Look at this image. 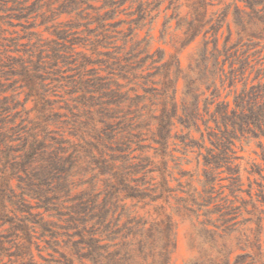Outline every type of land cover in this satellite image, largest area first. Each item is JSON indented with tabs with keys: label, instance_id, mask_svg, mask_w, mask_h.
<instances>
[{
	"label": "trees",
	"instance_id": "trees-1",
	"mask_svg": "<svg viewBox=\"0 0 264 264\" xmlns=\"http://www.w3.org/2000/svg\"><path fill=\"white\" fill-rule=\"evenodd\" d=\"M43 1L11 0V6H1L5 16L0 19V40L14 49L0 59V257H9L4 264H37L34 246L40 258L43 251L47 253L50 259H43L47 263L170 264L176 227L164 205L171 207L174 200L175 212L198 218L214 202L223 167L231 192H242L239 170L232 167L237 159L235 140L264 138V47L252 51L264 40L263 30L253 22L264 25V0H233L249 12L235 6L237 40L230 42L228 25L221 49L218 32L227 12L208 18L212 5L208 0H189L190 19H183L178 0L170 1L171 15L163 22L161 39L172 20L183 29L181 48L203 34L204 47L190 76L182 74L176 56L165 59L164 51H151L149 30L139 38L146 20L153 23L155 17L150 16L160 2L134 0L137 6L126 23L127 32H118L121 46L110 47L111 29L125 23L111 22L119 1L66 0L41 16L48 40L26 23ZM72 13L84 22L60 21ZM3 19L24 30L29 43L22 56L11 55L19 53L15 38L1 37ZM100 48L114 52L102 53ZM248 70L249 75L255 71L250 81L249 76L244 79ZM180 79L184 90L179 105ZM217 81L223 90L229 88L222 101ZM202 86L205 91H200ZM230 95L232 103L227 100ZM192 130L199 133V140ZM188 149H197L198 157H203V179L197 180L201 190L192 184L194 175L181 170V159L175 155H185ZM174 170L187 180L176 178ZM172 181L175 187L170 186ZM248 194L252 196L251 188ZM260 196L264 200L263 192ZM151 206L153 213L145 212L148 218L139 214ZM251 206V218L245 222L255 228L248 230L245 246L240 240L235 245L255 252L238 254L234 264L261 262L264 211ZM215 210L221 225L214 227L224 234L235 231L229 223L238 208ZM205 236L203 243L216 251L208 264H230L234 250L218 245L214 232L206 230ZM8 244L14 252H9Z\"/></svg>",
	"mask_w": 264,
	"mask_h": 264
},
{
	"label": "rangeland",
	"instance_id": "rangeland-1",
	"mask_svg": "<svg viewBox=\"0 0 264 264\" xmlns=\"http://www.w3.org/2000/svg\"><path fill=\"white\" fill-rule=\"evenodd\" d=\"M7 1V3L5 2ZM66 0H44L42 2V7L40 9H36L35 12H33L29 19L26 20L27 24H31L33 28L31 29L34 32H38L41 34L42 38L45 40L51 39L50 35L44 31V26H41V16L45 13L48 14L49 10L57 9L59 6H61ZM120 2V6L116 7V14L113 17L111 22H118L123 21L125 23H122L120 26L111 29V36L113 38L109 41L111 45L110 47H116L121 46V34L118 33L120 31L127 32L128 25L126 24L132 19L133 11L136 9V3L134 0H117ZM143 1H149V2H160L158 9L154 10L151 13L150 17H155L152 24H149V19L146 20L148 22V25L140 32V39L144 38L147 34L146 32L149 30V36L148 39H152L151 44V51L152 52H158V51H164L165 52V59L168 58L169 55H174L178 58L180 68L182 70L183 75L190 76L192 73L190 71L191 67L194 66V60L197 57V54L203 49L204 47V39L203 34H200L194 41H192L189 45L181 48L180 41L183 38L182 28H177L176 20H172L167 24V35L164 38L161 39L160 32L163 28V22L165 21L166 17H169L171 15V9H167L169 7L170 1L175 2L176 0H143ZM212 5L208 8V14L207 17H216L221 12H227V18L223 26L218 32L219 37V47L221 49L224 41L227 39L228 36V25L231 30V39L230 42L233 43L237 40L236 31L238 30V27H236L234 23L235 19V6L237 5L240 10L243 12H249L248 9L244 7V4L241 2H235L233 0H208ZM2 4H8L9 6L12 5L11 0H0V19L5 16L4 10L1 8ZM176 4L180 5L179 14L180 17L183 19H190V1L189 0H178ZM95 5L100 6L101 3H95ZM109 10V9H107ZM106 11V10H104ZM91 13V11H85ZM103 13V11H101ZM83 17L78 18L76 13H72L70 15H62L60 18V21L67 23H81L84 22L82 20ZM8 19H3L2 21V29L5 30L2 38H15L16 43L18 45L19 53L11 54L13 57H19L22 56V51H24L27 48V45L29 43L28 39L25 37L24 30L19 26H10L7 23ZM255 25H257L260 29L263 30L264 35V25L257 22L256 20L253 21ZM17 21L13 20V24H16ZM84 28L81 27L78 29L79 32H81ZM259 30V29H258ZM260 31V30H259ZM85 38H93L91 36H87V34L82 35ZM7 44L5 41L0 40V59L3 58V53H5L7 50V54H9V51L14 49V47H5L4 45ZM108 46V45H106ZM211 44H209V48L211 49ZM264 47V40L261 42V46L253 49L255 50H261V47ZM88 48V47H87ZM80 51H83L87 55H90V51L88 50H82L78 49ZM100 52H114L113 48H100ZM264 56V50L261 53V57ZM95 58V56H94ZM94 68H99L98 66H94ZM103 68V67H102ZM258 68V67H257ZM228 70V67L226 66V71ZM250 70H248L245 75L244 79L249 76V81L255 76V71H253L250 75ZM100 74L106 75V73L101 72ZM116 82V77L113 78ZM159 77L156 78L158 80ZM122 84H125L124 81H120ZM243 82V80H242ZM242 82L238 83L237 89L240 91L242 87ZM213 89V88H212ZM211 89V90H212ZM217 89L219 90V93L221 94L219 101L224 100L225 96L229 92V88L226 87L225 90H223L220 87L219 82L217 81ZM183 90H184V82L182 79L179 80L177 84V103L180 105L183 98ZM205 91V87L202 86L201 90ZM210 90V91H211ZM199 91V92H200ZM210 91H206L205 96L210 98ZM233 91V90H232ZM141 92V91H140ZM10 95L11 93H7ZM23 99V97L21 98ZM233 95H230L227 100L232 103ZM203 103H200V107L202 108ZM30 104L27 105V108H30ZM214 107H211V110H213ZM200 113H203V110L200 109ZM204 119H208V116H204ZM199 125L201 130H204V126L202 125V122L199 121ZM211 126H213L212 123H210ZM191 135L196 139H200L199 133L192 130ZM205 144L207 147H211V144L206 139ZM264 150V138H248L241 140H235V156H237L236 160H233L232 167H237L239 170L238 176H239V184L241 185V191L242 192H231L230 189V178L226 167L221 168L218 172H220L217 176L216 181V193L214 194V202L207 207L206 209H203L199 212V217L195 218L194 216H186L183 214H179L174 211L175 202L174 200L170 201V206L164 205L165 210L168 214H170L173 217V221L175 222L176 227V236H175V248L171 254L170 264H193L198 262L203 264H208L209 258H214L216 256V251L214 249H211L209 245L203 243L205 236V231L209 230L211 232L216 233V241L217 244H225L227 247V250H234L233 253L230 256V264H234L236 256L238 254L242 253H253L255 252L254 249L244 248V247H238L236 248L237 241H241L240 246H245L244 240L246 239V236L249 235L248 230H253L255 228V225L250 222H245L249 218H251L250 212L252 210V203L257 206L260 210L264 211V200L259 197V195L263 192L264 195V163L262 161V152ZM199 151L197 149H188L187 153L185 155L181 154L180 152L175 153V155L181 159L182 166L181 170L188 171L190 174H193V186L197 187L198 190H201L199 184L197 183V180L203 179V157H198ZM205 154V151L202 152ZM173 164L170 163V166ZM258 170H261V174L257 173ZM174 176L176 178H181V176L178 173L177 170H174ZM188 177H183L180 180L182 182H185ZM171 187L176 186V182L172 181L170 183ZM251 188V194L250 197L248 192ZM244 203V204H243ZM224 206H230V207H237L238 211L236 214V218L233 222L229 223L233 227L235 231L232 233L224 234L222 228H216L214 226H220L221 223L217 222L218 214L215 209L222 208ZM152 206L147 207L142 211H139V214L143 216L144 218H148V214L145 213L146 211H149V214H152ZM209 210V212H212L211 214L204 215V211ZM264 216V215H263ZM206 220H211L213 225H203V222H206ZM216 221V222H215ZM262 232H261V251H262V258L261 262L257 264L264 263V222L261 225ZM221 235L223 238L218 237ZM61 240V239H60ZM116 243V240L113 242ZM43 244L40 243V247H42ZM6 247L9 250V252H14V248H12L11 245H6ZM239 248H244V250H240ZM32 252L34 256V261L37 264H55V263H47L43 259H50V257L47 255L45 251L41 253L42 258L39 257L38 251L35 249V247H32ZM55 259H59V255H54ZM9 260V257L1 255L0 257V264L7 263ZM13 260V258H12ZM74 264H90L88 261H74Z\"/></svg>",
	"mask_w": 264,
	"mask_h": 264
}]
</instances>
